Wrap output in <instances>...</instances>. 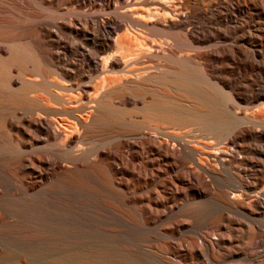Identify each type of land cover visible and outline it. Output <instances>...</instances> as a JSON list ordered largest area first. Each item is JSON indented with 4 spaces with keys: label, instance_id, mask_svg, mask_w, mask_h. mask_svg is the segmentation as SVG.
Returning <instances> with one entry per match:
<instances>
[{
    "label": "bare ground",
    "instance_id": "bare-ground-1",
    "mask_svg": "<svg viewBox=\"0 0 264 264\" xmlns=\"http://www.w3.org/2000/svg\"><path fill=\"white\" fill-rule=\"evenodd\" d=\"M0 65V264H264V0H0Z\"/></svg>",
    "mask_w": 264,
    "mask_h": 264
},
{
    "label": "rangeland",
    "instance_id": "rangeland-1",
    "mask_svg": "<svg viewBox=\"0 0 264 264\" xmlns=\"http://www.w3.org/2000/svg\"><path fill=\"white\" fill-rule=\"evenodd\" d=\"M37 7V9L40 11V12H42V13H45L46 15H48V14H50V13H53V12H55L54 10H51V9H48L47 7H46V5H39V6H36ZM12 17V19L14 20V22L18 25V24H24L27 20H28V17L27 16H25V15H22V14H19L18 15V18L15 16V15H12L11 16ZM15 24V25H16ZM26 31V30H25ZM17 64L21 67V68H23L24 67V65H26V64H31V65H36V66H39V65H41V67H42V64H39V61L38 60H36L33 56H32V54L29 52V50L27 49V48H25V47H23V48H20L19 49V51L17 52ZM3 66L2 65H0V68H2ZM5 76V78H7V76L6 75H4ZM191 84H192V86H193V88L194 89H198V87L200 86V79L196 76V75H194L193 77H192V81H191ZM201 88L203 89V87H204V89H205V94H208V95H200L201 97H205V99L208 101V102H210L211 101V99L210 98H212V96H213V94L215 93V88L214 87H211V86H209V85H206V84H204V83H202L201 82ZM220 89V88H219ZM216 93L218 94V96H219V98H220V100H221V103H222V106H221V108H222V110H226L225 108H224V104L225 103H227L229 100H230V98H229V93H228V91L227 90H225V89H220V90H216ZM200 94V93H199ZM199 96V95H198ZM210 109V108H209ZM3 143H5V141H2ZM124 153H126V152H124ZM106 257H102V256H97L96 257V262H97V264H124V262H125V260L123 259V258H121V257H117V256H112L111 258H110V255H105ZM64 258H65V256H64ZM64 258L61 260V262H62V264H70V261H72V260H74L76 257H73L72 255H67L66 256V259L64 260Z\"/></svg>",
    "mask_w": 264,
    "mask_h": 264
}]
</instances>
